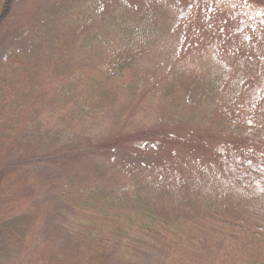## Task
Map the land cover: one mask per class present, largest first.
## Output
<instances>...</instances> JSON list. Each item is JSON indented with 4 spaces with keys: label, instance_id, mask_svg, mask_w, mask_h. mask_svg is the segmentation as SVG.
<instances>
[{
    "label": "rangeland",
    "instance_id": "374dc122",
    "mask_svg": "<svg viewBox=\"0 0 264 264\" xmlns=\"http://www.w3.org/2000/svg\"><path fill=\"white\" fill-rule=\"evenodd\" d=\"M14 48L47 62L38 84L16 91L0 115V168L18 180L37 168L84 185L103 179L114 201L128 197L121 188L133 181L152 214L187 225L264 212V0H14L0 27V71ZM114 61L124 65L120 73ZM77 69L90 80L82 96L100 108L71 117L70 105L51 92L59 76ZM152 131L165 139L145 143ZM117 136L120 146L93 147ZM45 155L52 159L37 163ZM56 186L18 189L23 200L51 202ZM55 228L45 220L37 233L68 243ZM137 240L144 247L137 257L115 264H159L158 248ZM17 255L0 237V264H16ZM195 260L232 264L225 250Z\"/></svg>",
    "mask_w": 264,
    "mask_h": 264
},
{
    "label": "trees",
    "instance_id": "16d2710c",
    "mask_svg": "<svg viewBox=\"0 0 264 264\" xmlns=\"http://www.w3.org/2000/svg\"><path fill=\"white\" fill-rule=\"evenodd\" d=\"M13 1L0 0V27L7 21ZM1 63L0 115L7 112L8 100L16 91L25 94L24 87L27 89L38 84L43 64L47 62L28 60L20 49L14 48ZM123 68L119 61L112 63V69L117 73ZM84 75L85 70L77 69L59 76L58 86L51 92V98L70 105L68 112L71 117L74 114H91L100 108L82 96L85 91L89 92L85 85L90 82ZM226 121L236 128L248 127L244 123ZM12 130L10 133H16ZM144 138L145 143L165 139L163 134L153 131L146 133ZM123 142L118 136L108 137L93 147L97 150L113 149ZM139 149H143V144ZM50 159L52 155L41 156L37 163H46ZM27 162L36 164L30 159ZM36 170L23 172L22 179L18 180L16 171L11 173L10 168H0V237L17 250L16 264H115L114 261L119 262L122 257H137L144 248L137 239H141L143 244L145 241L148 247L158 248L159 264H168L166 260L169 257L175 260L178 255L190 257L189 264H194L197 254L203 257L209 252L210 257L218 258L223 250L228 253L232 264H264V212L261 210L224 216L215 214V217L192 220L187 225L179 217L170 220L152 214L150 208L143 204L142 192L136 182H126L127 188H121V191L125 190L128 197L124 201H114L111 199L113 187L105 185L103 179L90 186L84 185L78 177H55L50 173L40 175ZM185 172L192 175L190 170ZM258 180L263 193V173ZM53 183L57 184V192L51 202L23 200L19 195L18 188L25 184L42 189ZM45 220L52 222L56 226V235L68 243L40 238L37 232ZM131 228L138 232L132 235ZM121 264L137 262L123 261Z\"/></svg>",
    "mask_w": 264,
    "mask_h": 264
}]
</instances>
